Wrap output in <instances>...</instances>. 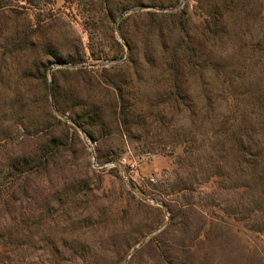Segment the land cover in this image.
I'll return each mask as SVG.
<instances>
[{
  "label": "rangeland",
  "instance_id": "rangeland-1",
  "mask_svg": "<svg viewBox=\"0 0 264 264\" xmlns=\"http://www.w3.org/2000/svg\"><path fill=\"white\" fill-rule=\"evenodd\" d=\"M0 264H264V0H0Z\"/></svg>",
  "mask_w": 264,
  "mask_h": 264
},
{
  "label": "built area",
  "instance_id": "built-area-1",
  "mask_svg": "<svg viewBox=\"0 0 264 264\" xmlns=\"http://www.w3.org/2000/svg\"><path fill=\"white\" fill-rule=\"evenodd\" d=\"M86 137H84V140L87 144V146L90 148V150L93 153V158H92V166L95 169H104L106 168L107 170H117L120 174H122V176L127 179V182H130V168H131V164L128 162L127 157H122L118 160H109L106 161L105 163H100L97 158H96V153H95V148L98 145L96 141L91 140L90 138L87 137V135L85 134ZM150 181L152 183L156 182V178L155 177H151Z\"/></svg>",
  "mask_w": 264,
  "mask_h": 264
},
{
  "label": "trees",
  "instance_id": "trees-1",
  "mask_svg": "<svg viewBox=\"0 0 264 264\" xmlns=\"http://www.w3.org/2000/svg\"><path fill=\"white\" fill-rule=\"evenodd\" d=\"M49 66H50V64H48ZM65 71H68L67 69H65ZM47 74H49V67H46L45 69H44V82H45V84L47 85V83H48V79H47ZM62 113H64L61 109H59ZM89 131V130H88ZM88 131H86V130H84V132L86 133V135H87V137H89L91 140H93V141H96L97 142V140L96 139H94V137L92 136V133L89 131V133H88ZM98 143V142H97ZM97 149H99V146H97ZM43 154H41V156H42ZM21 162V164H19V158L17 159V163H18V165L20 166L19 168H20V172L19 173H17V171L16 172H13V175L11 176V179H14V178H16V177H20V176H25V175H28V174H30L32 171H34V170H36V169H39L40 167H41V165L40 164H36V165H34L33 166V168H31V166H26V164H24L23 163V161H20ZM14 166H17V165H13V167ZM129 184L130 185H132V187H133V185H134V183L130 180V182H129Z\"/></svg>",
  "mask_w": 264,
  "mask_h": 264
}]
</instances>
